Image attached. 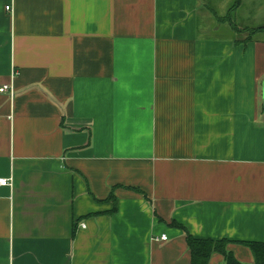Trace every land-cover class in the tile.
<instances>
[{
  "label": "crops",
  "instance_id": "obj_1",
  "mask_svg": "<svg viewBox=\"0 0 264 264\" xmlns=\"http://www.w3.org/2000/svg\"><path fill=\"white\" fill-rule=\"evenodd\" d=\"M235 5L0 0V264H191L182 227L254 262L264 33L217 17L264 0Z\"/></svg>",
  "mask_w": 264,
  "mask_h": 264
},
{
  "label": "trees",
  "instance_id": "obj_2",
  "mask_svg": "<svg viewBox=\"0 0 264 264\" xmlns=\"http://www.w3.org/2000/svg\"><path fill=\"white\" fill-rule=\"evenodd\" d=\"M238 2L239 0H236V5ZM217 18L221 21H229L234 30L247 32L248 37L246 40L253 38L256 34L264 33V26L257 28H241L234 23L230 16ZM182 229L185 231L186 242L190 249L191 264H208L213 253H220L224 258L225 264H247L238 261L234 254L226 248L228 240L197 239L194 238L185 227H182ZM243 244L246 245L253 254L254 262L250 264H264V242L251 241L243 242Z\"/></svg>",
  "mask_w": 264,
  "mask_h": 264
},
{
  "label": "built area",
  "instance_id": "obj_3",
  "mask_svg": "<svg viewBox=\"0 0 264 264\" xmlns=\"http://www.w3.org/2000/svg\"><path fill=\"white\" fill-rule=\"evenodd\" d=\"M5 8H6V10H11V6L10 5H7ZM6 90L9 91L10 96L13 95L14 90H13V86L12 85H3L2 87H0V92L6 91ZM10 182H11L10 178H0V185L1 186L11 185ZM160 239L161 240H166L167 236L166 235H161Z\"/></svg>",
  "mask_w": 264,
  "mask_h": 264
},
{
  "label": "water",
  "instance_id": "obj_4",
  "mask_svg": "<svg viewBox=\"0 0 264 264\" xmlns=\"http://www.w3.org/2000/svg\"><path fill=\"white\" fill-rule=\"evenodd\" d=\"M262 89H263V91H264V82L262 83Z\"/></svg>",
  "mask_w": 264,
  "mask_h": 264
}]
</instances>
